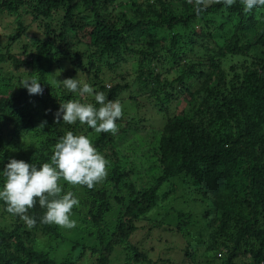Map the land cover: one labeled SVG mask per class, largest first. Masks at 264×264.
I'll return each mask as SVG.
<instances>
[{"label":"trees","instance_id":"obj_1","mask_svg":"<svg viewBox=\"0 0 264 264\" xmlns=\"http://www.w3.org/2000/svg\"><path fill=\"white\" fill-rule=\"evenodd\" d=\"M65 64L66 79L121 102L116 135L65 125L62 117L55 123L60 103L79 98L51 76ZM31 79L43 95L21 87ZM82 102L99 107L94 97ZM151 104L160 122L139 118ZM37 116L47 124L27 163L49 162L68 131L88 136L109 162L106 180L84 186L86 195L61 185V195L72 191L80 201L72 212L87 229L97 227L93 264H113L120 251L123 264H154L129 242L156 211L165 212L153 221L159 227L174 212L175 229L190 230L184 238L198 232V245L188 242L179 264H264V8L244 13L237 0L197 15L188 0H0L1 183L13 157L6 144L18 146ZM136 133L150 135L145 145L121 150L122 139L140 145ZM141 157L153 160L157 177L143 179L145 169L133 167ZM45 211H29L37 220L32 229L13 215L11 230L0 228V264L83 262L86 245L75 243L78 255L60 263L53 246L39 245L40 235L66 241L54 224L40 223ZM109 212L118 213L115 227L103 226Z\"/></svg>","mask_w":264,"mask_h":264},{"label":"clouds","instance_id":"obj_2","mask_svg":"<svg viewBox=\"0 0 264 264\" xmlns=\"http://www.w3.org/2000/svg\"><path fill=\"white\" fill-rule=\"evenodd\" d=\"M193 2L195 12L199 15L212 4L222 3L231 7L237 0H188L189 4ZM239 4L244 13L264 8V0H239ZM60 83L68 92L77 94L79 98L60 103V108L55 113V123L59 124L62 117L65 125H75L79 122L96 133H118L117 121L124 115L119 100L109 99L104 92L96 91L90 84L77 78H67ZM21 87L26 88L29 95H43L44 92L41 84L35 79L21 81ZM87 97H94L95 104L99 107L93 103L82 102ZM46 124L47 121L42 122L38 129H43ZM108 163L88 136L68 131L55 144L50 162L37 167L23 160H10L2 172L4 184L0 189V200L7 205L6 212L18 216L28 229L37 224V220L29 215V211L37 205L46 209L40 223L74 229L77 222L70 219V216L80 201L72 191L61 195L60 180L63 179L72 186L80 185L93 189L106 180Z\"/></svg>","mask_w":264,"mask_h":264},{"label":"rangeland","instance_id":"obj_3","mask_svg":"<svg viewBox=\"0 0 264 264\" xmlns=\"http://www.w3.org/2000/svg\"><path fill=\"white\" fill-rule=\"evenodd\" d=\"M70 68L65 64L62 67L61 71H53L51 76L54 77L57 80H64L66 79L65 73L69 71ZM84 81V80H83ZM113 83H108L107 87H112ZM186 101L183 103H179L178 107L179 110H181L183 107H186ZM148 108L150 111L147 112L146 115L141 114L139 115V118H149V122L153 121L154 118H156L157 122L161 121V116L157 113L155 109H153L152 104L148 105ZM45 119L42 116H37L36 120L33 123V126L30 127V130L28 133H24L23 138L20 139V142L17 145L15 143H7L5 148V154L6 156L16 158L17 160H23L27 162L29 159L33 158L37 155L38 150H40L41 147V137L40 135L42 133V129H38V126L44 122ZM157 125V124H156ZM135 136L140 140V145H136L135 138H132L131 140H134V144L129 141L128 143L122 139L124 144L120 146L121 150L125 147L128 148H138L142 144L145 145L147 140L149 139L150 135H146V138L141 136L140 134L136 133ZM127 164H131L130 160L125 159ZM50 162V161H49ZM136 168V170L141 171L142 168L145 169L146 176H142L143 179H153L154 177L158 176L159 171L156 169L155 164L152 159L149 157H141L133 166ZM141 177V178H142ZM135 179H140L139 175L135 176ZM3 183L0 182V189L3 188ZM61 185L68 184L63 179L60 180ZM98 185V184H97ZM97 185L95 187H97ZM99 186V185H98ZM75 187L76 190H80L82 192V195H86L88 189H84L85 187L76 185L72 186L68 184V187H66V190H69L70 188ZM83 197V196H82ZM80 199V198H79ZM3 206L0 205V228L4 230H11L12 228V214L6 212ZM161 209V208H160ZM179 210V209H178ZM180 211V210H179ZM173 215V218H171V222H166L163 227H159L156 225L153 221H163V214L165 212L162 211H156L149 217V219L144 223V232L141 235H136L131 241L130 244L139 246V249L142 251L144 255L147 256L148 260H150L154 264H179L180 261L183 259V254L185 249L188 247V242L190 243V246L196 247L198 245V242L194 241L197 236V233L193 236H188L187 238H184L182 234H189L190 230L184 229L183 231H178L176 228L178 222L176 220L177 214L174 212H170ZM118 213L116 212H109L106 214V219L103 221L104 227H115L116 219H117ZM70 219H73L77 222V226L74 229H66L61 228L58 225H55L56 228H58V232L60 233V236L62 238H66V241L61 242V238L55 239V238H46L42 235H40V244L42 248L46 251L50 246H53L51 252V256L58 261L59 263L63 261L66 257H71V259L74 256L78 255V252L73 251L72 247L75 245V243H79L80 245H86L87 250L85 252V258L83 259L82 264H93V252H92V246L95 245L93 243L95 239L94 231L97 230V227L94 226L92 229H87L86 224L84 225L83 216L79 213L72 212ZM167 220V217H166ZM171 224V225H169ZM152 226L154 228L153 233H148L147 229L148 227ZM203 233V232H202ZM110 235V232H109ZM150 237V238H149ZM150 239V240H146ZM148 244V246H146ZM58 244V245H56ZM60 244V245H59ZM199 253H202L199 251ZM121 255V256H120ZM118 256H120L117 260L113 262V264H123V257L124 255L119 252ZM160 259H164L163 263L159 262ZM73 260V259H72ZM76 260V259H75ZM165 260H169V262H166ZM80 262V263H81ZM79 263V264H80Z\"/></svg>","mask_w":264,"mask_h":264}]
</instances>
